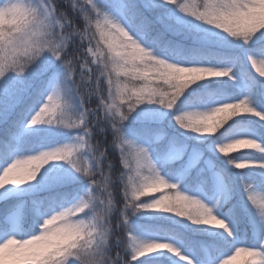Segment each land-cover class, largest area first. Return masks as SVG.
Masks as SVG:
<instances>
[{
	"label": "snow or ice",
	"instance_id": "snow-or-ice-1",
	"mask_svg": "<svg viewBox=\"0 0 264 264\" xmlns=\"http://www.w3.org/2000/svg\"><path fill=\"white\" fill-rule=\"evenodd\" d=\"M0 264H264V0H0Z\"/></svg>",
	"mask_w": 264,
	"mask_h": 264
},
{
	"label": "trees",
	"instance_id": "trees-1",
	"mask_svg": "<svg viewBox=\"0 0 264 264\" xmlns=\"http://www.w3.org/2000/svg\"><path fill=\"white\" fill-rule=\"evenodd\" d=\"M109 139H110V137H109ZM117 199H119V192L117 191Z\"/></svg>",
	"mask_w": 264,
	"mask_h": 264
}]
</instances>
